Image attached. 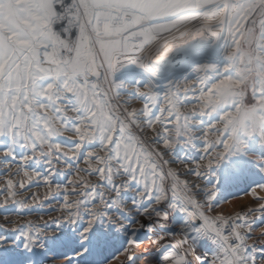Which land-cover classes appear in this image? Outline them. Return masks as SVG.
<instances>
[{"label":"snow or ice","instance_id":"1","mask_svg":"<svg viewBox=\"0 0 264 264\" xmlns=\"http://www.w3.org/2000/svg\"><path fill=\"white\" fill-rule=\"evenodd\" d=\"M0 216V264H264V0H0Z\"/></svg>","mask_w":264,"mask_h":264},{"label":"rangeland","instance_id":"2","mask_svg":"<svg viewBox=\"0 0 264 264\" xmlns=\"http://www.w3.org/2000/svg\"><path fill=\"white\" fill-rule=\"evenodd\" d=\"M243 189L244 186L240 185L238 189H236L237 194H240L242 199L239 201H233L231 204H227L224 205V210L226 212H234V211H239L241 205L243 204H251V197H246L243 195ZM39 191L41 193V195H43L44 189H32V192L27 193V195H32V193ZM53 207H58V205H53ZM50 211L49 208H45L42 210V212H37V213H33L30 216H26L23 220H20L19 223L23 224L25 223L27 220H31L34 224H39L42 225L43 224V220L40 219L41 215H44V219L47 220L49 219L48 215H46V213H48ZM54 216H58L61 215V213L56 212L53 213ZM10 220H16L15 216H12L9 218ZM0 226H6V227H12V225L6 221L3 220V217L0 216ZM256 235H259V233H256ZM180 237H176L175 240H179ZM174 242V241H173Z\"/></svg>","mask_w":264,"mask_h":264}]
</instances>
